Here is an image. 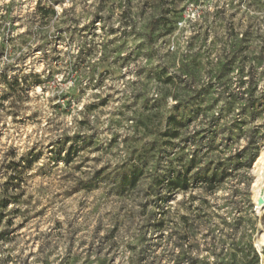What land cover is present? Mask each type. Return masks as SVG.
<instances>
[{
	"label": "rangeland",
	"instance_id": "374dc122",
	"mask_svg": "<svg viewBox=\"0 0 264 264\" xmlns=\"http://www.w3.org/2000/svg\"><path fill=\"white\" fill-rule=\"evenodd\" d=\"M263 167L264 0H0V264H262Z\"/></svg>",
	"mask_w": 264,
	"mask_h": 264
},
{
	"label": "trees",
	"instance_id": "16d2710c",
	"mask_svg": "<svg viewBox=\"0 0 264 264\" xmlns=\"http://www.w3.org/2000/svg\"><path fill=\"white\" fill-rule=\"evenodd\" d=\"M72 150H73V146H71L67 150V154L64 158H59L60 160H58V162H63L67 165L70 164V162L72 161V158H71ZM254 161H255V159L248 166L249 169L252 167ZM33 163H34V161H29V167H31ZM139 178H140V174L133 175L131 177V180H130V186L135 187L139 181ZM10 180H13V179L11 178ZM200 182L208 183V184H214V183L218 182V179H217V176L214 175L211 178H206V177L202 178V180H200ZM6 185H8V183ZM163 185H165V187L171 192H175V193H177L179 191L186 192L191 188V180L189 178V173L186 172V173L173 174L172 176H170L169 178L164 180ZM184 244L185 243L183 242L181 245L182 249L184 247ZM258 260H259L258 255L254 252L255 264H258ZM182 263H184V261H182ZM138 264H140V263H138Z\"/></svg>",
	"mask_w": 264,
	"mask_h": 264
},
{
	"label": "bare ground",
	"instance_id": "6f19581e",
	"mask_svg": "<svg viewBox=\"0 0 264 264\" xmlns=\"http://www.w3.org/2000/svg\"><path fill=\"white\" fill-rule=\"evenodd\" d=\"M258 183H259L258 209L261 213L262 210L264 209V167H263V171L260 175ZM260 216H261V214H260ZM262 234L264 235V227H262ZM255 248L260 253V255L263 257V249H262L261 242L259 240H256ZM262 264H264V263H262Z\"/></svg>",
	"mask_w": 264,
	"mask_h": 264
},
{
	"label": "water",
	"instance_id": "95a60500",
	"mask_svg": "<svg viewBox=\"0 0 264 264\" xmlns=\"http://www.w3.org/2000/svg\"><path fill=\"white\" fill-rule=\"evenodd\" d=\"M255 162V161H254ZM254 164V163H253ZM253 166V165H252ZM252 168V167H251ZM251 168H250V170H251ZM263 201V200H262Z\"/></svg>",
	"mask_w": 264,
	"mask_h": 264
}]
</instances>
